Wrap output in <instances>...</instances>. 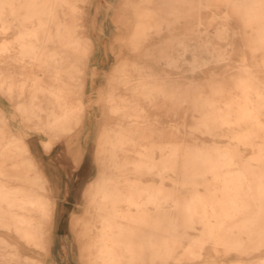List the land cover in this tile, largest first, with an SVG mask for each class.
<instances>
[{
    "label": "bare ground",
    "instance_id": "bare-ground-1",
    "mask_svg": "<svg viewBox=\"0 0 264 264\" xmlns=\"http://www.w3.org/2000/svg\"><path fill=\"white\" fill-rule=\"evenodd\" d=\"M205 1L197 0L198 7L193 8L192 12H199L206 7ZM75 2L76 0H0V21L7 9L15 17L21 11L25 13L19 26L23 29L16 40L19 46L15 56L17 63H25L26 58L30 57L46 66L50 65L55 72L54 77L61 78L64 68L72 65L71 58L77 57L88 46L89 38L81 36L77 26H70L67 22V16L76 12ZM229 2L235 5L237 3V8L234 5V12L242 13L244 10L248 25L250 22L261 23L264 20V0L259 1L260 5L256 8L248 7L246 10L242 6L245 0ZM128 3L132 1L129 0ZM187 5H192V2L187 0ZM132 6L135 14L134 33L129 39L132 55L141 57L148 63L165 66V70L162 73L156 72L151 70L150 64H146L143 68L148 70H141L140 75L153 76L155 80L144 79L131 84V87L134 90L142 88L150 104L160 95L171 99L173 97L177 109H185V103H191L193 112L198 114L194 116L197 118L195 130L211 137L212 141L194 142L195 139L191 136L186 138L183 132L175 131V136H169L166 145L155 146L160 153L158 161L154 149L139 150L141 158L130 160L121 152L134 142L136 131H143L138 118L141 117L143 122L148 121L146 115L133 114L131 117L134 118L129 120L127 127L111 136L110 165H106L108 162L104 164L99 157L105 147L102 137L99 144L101 149L98 147L96 150V161L100 165L99 181L94 180L85 191V195L91 199L90 205L100 226L97 233L92 234L93 228L87 223L84 225L85 232L79 233V239L85 238L87 242H80L83 246L79 258L82 264H147V259L153 264L160 258L156 254L165 253L170 257L179 249L175 242L169 241L173 236H184L189 241L188 261L197 264H238V259L231 251H239L233 252L238 255L252 256L254 252L247 250L257 252L264 247V88H261L264 83L244 63L239 67V73L229 75L232 84L225 75L219 82L208 81L210 90L200 88L196 74L204 73V68L208 65L201 53L210 52L198 38L202 22L189 21L187 34H183L181 38L173 35L149 45L150 41L170 32L177 24L178 17L175 11L171 13V17H164L152 0L147 3L135 2ZM31 19H37L38 22L31 28L25 27V20ZM187 19L192 20L188 13ZM260 29L264 30V25ZM251 36L247 39V45L254 59V45L264 44V38ZM193 40L195 43H192ZM49 43H58L61 49H50L46 54L42 53L43 47ZM6 50V47L1 49ZM190 52L193 54L191 59L187 57ZM185 72L190 74V81L186 84L187 91L176 78L171 81L158 78L160 74L176 76ZM2 83L0 82V92L5 91ZM130 83L124 81V85ZM173 84L174 90L171 93ZM7 89L9 96L13 88L10 86ZM49 92L54 96L55 107L61 112L49 115L45 122L48 130L66 134L71 133L74 127H82L83 119L69 111L68 106L62 103L54 91ZM37 98L34 93L30 107L21 105L18 108L24 119L40 116L36 110L42 106L35 103ZM9 99L12 100V94ZM112 108L113 115L121 106ZM175 114L180 116L178 110ZM181 115L186 118L189 112L185 111ZM106 116L109 114L106 113ZM146 129L147 133L141 132L143 137L148 135L161 138L166 130L158 126ZM221 140H227V143L224 144ZM0 142V156L15 157L16 168L31 171L35 163L24 158L28 153L31 155V150L22 140ZM247 148L251 151L249 157L245 154ZM127 174H135L137 178H126L125 186L122 185L124 181L120 176ZM4 175L5 172L0 170V176ZM28 175L17 176L28 184V188L27 184L10 187L0 182V231L18 236L26 245L37 242L40 249L46 250V245L50 244L53 208H47L49 200L33 191L43 184ZM145 176L158 178V182L144 187L142 178ZM168 181L174 183L173 188L169 189L166 185ZM180 183L182 186H191L187 198L180 197V187L177 186ZM122 220L126 224L121 223ZM197 225L202 226L201 230ZM198 232L200 238H197ZM158 236L163 238L157 240ZM199 242L213 244L215 254L211 251L204 254V247H196ZM0 245V261L47 264L46 261H36L23 255L24 249L13 247L5 240L0 241ZM220 247H224L225 251L220 252ZM145 254L151 256L148 258Z\"/></svg>",
    "mask_w": 264,
    "mask_h": 264
},
{
    "label": "rangeland",
    "instance_id": "rangeland-1",
    "mask_svg": "<svg viewBox=\"0 0 264 264\" xmlns=\"http://www.w3.org/2000/svg\"><path fill=\"white\" fill-rule=\"evenodd\" d=\"M131 1L132 3L129 4V0H76V12L73 15L67 16V22L70 26H77L81 36L89 38L88 46L77 57L71 58L72 65L68 64V68H64L65 72L58 79L56 76L54 77L55 72L53 68L50 65L46 66L41 61H34L30 57L26 58L25 63L24 61L19 63L15 61V56L19 50L16 40L21 29H23L19 28V26L23 21L25 13L21 11L15 17L7 9L2 16L3 19L0 21V82H3L2 86L5 89V91H1L4 96L0 93V106L5 110L7 117L10 119L11 130L26 137L32 155L37 162L29 172L22 167H15V163L17 162L16 159H13L15 157L0 156V170H3L6 174L0 176V182L8 184L10 187H15L19 184V186L25 185L27 183L21 181L17 176L24 177L28 173L30 177L33 176L31 178H36L43 184L41 188H36L35 192L38 191L37 193H41L42 197L49 200L47 208H53V218L50 224V244L46 245V250L40 249L36 244L37 242L26 245L18 236L8 235L4 231H0V241L5 240L12 244L13 247L17 246L24 249L22 251L26 253L22 252L23 255L36 259V261H46L47 264H82L79 256L81 246L83 245L80 242L87 241L85 238L79 239V233L81 231L85 232L84 225L86 223L93 228L92 234H96L100 226L97 215L92 211L90 205L91 199L85 195L86 189L90 186L89 184L94 183V180L99 181L100 165L96 161V150L98 147L101 149L99 144L100 139L103 137L105 147L100 152L99 157L100 159L102 158L104 164L108 162L106 165H110L111 148L109 146L112 143L111 136L127 127L130 123L129 120L134 118L131 115L148 116V118L146 117L148 119L146 122H143L141 117L138 118L139 123H141L139 126L146 133V128L149 126H158L166 130L163 132L164 135L161 138L158 136L150 137L148 135H144L143 137L141 134L142 130L136 131L134 142L121 152L123 155L126 154L130 160L141 158L138 153L139 150L141 152L144 149H154L155 157L158 161L160 153L155 146L166 145L169 136H175V131L183 132L186 138L191 136L195 139L194 142H201L202 140L212 141L211 137H207L195 130L197 118L194 116H198V114L193 112L191 103L186 102L185 109H177L173 97L171 99L160 95L156 101L153 100V104H150L145 98L142 88L134 90L131 87V84H137L144 79L155 80L153 76L142 77L140 75L141 70H148L147 68H143L146 64H150L152 66L151 70L156 72L162 73L165 70V66H157L153 62L148 63L141 57H135L131 53L129 39L134 33L133 25L135 24V14L132 5L135 2L140 3L144 1V3H147L150 0ZM152 1L157 9H159L161 15L171 17V13L175 11L178 20L170 32L165 33L161 38L150 41L149 45H154L158 41H162L173 35L181 38L187 32L189 21L194 23L197 21L202 22V25L199 27L200 34L198 38L200 37L201 43H205L210 52L201 53L208 65L204 68V73L199 72L196 74L197 83L200 88L206 91L210 90L208 81L219 82L218 80L223 79L222 77L225 75L227 81L230 82L229 75L239 73V67L244 63L255 71L264 83V44L256 43L254 45V59H252L251 50L247 45V39L252 37L251 35L259 37L258 39L264 38V30L260 29L261 25H264V20L261 23L250 22L248 25L244 10L242 13H238V11L234 12L233 8L235 4L230 3L229 0H206V7L202 8L199 12H192L193 8L196 9L198 7L197 0H189V2H192V5H187V0ZM259 1L261 0H245L242 6L245 10L248 7L256 8L260 5ZM255 2H258V4L256 5ZM187 13L192 17V20L187 19ZM37 22V19H31V21L25 20V27L31 28ZM192 43H195V41L193 40ZM59 45L58 43H49L45 45L46 47H43L42 53L46 54L50 49L60 50L61 47ZM4 47L7 50L1 51ZM188 54L187 57L191 59L193 54L191 52ZM50 68L52 69L50 70ZM189 75L188 72L184 74L179 73L176 76L160 74L158 78L166 81L176 78L183 86V89L187 91L186 84L190 81ZM46 78L49 82L53 83H51L53 87L46 85L47 81L44 80ZM94 80L96 84L92 100L95 101L96 109H103L102 112L108 113L109 116H98L95 120L94 117H91L93 121H96V128L94 126L89 127V120H87V126L79 139L76 138L77 131H79L78 127L75 130L76 132L59 141L51 153H45L51 151L54 142L49 141L43 151L40 143L46 138L33 129H29L26 124L35 126L37 129L42 125L44 126L48 117L43 116V114L47 113V110L38 108L36 111L40 113L39 117L32 119L26 117L24 119L23 116L16 115L13 104L15 102H22L32 92L38 96L35 102L43 107L48 104V97H54L46 88H54L55 84H62L64 90L61 92L53 90L54 93L59 96L62 95L65 100H69L71 103L73 99L79 98V106L73 112L82 118L86 109L83 100L87 81L92 84ZM124 81H130L131 83L124 85ZM263 85H261V88H264ZM10 86L13 88L11 102L6 98L11 95L8 96L9 91L7 89ZM21 88L25 89L21 90ZM173 90L174 84L170 92L172 93ZM91 94L92 92L88 90L87 99ZM116 105L121 106V109L112 115V107ZM177 110L180 112V116L175 114ZM185 111L189 112V116L186 118L181 115ZM100 120L103 121L101 124ZM184 123L185 126H183ZM7 125L8 120H5L0 110V141H7L11 136ZM45 130L47 131V129L40 131ZM221 141L224 144L227 143V140ZM79 153H82L83 156L81 162L78 164L76 157ZM29 154H26L24 158L30 157ZM245 154L247 157L251 156L250 149H245ZM128 177L136 179L137 175L127 174L120 176V179L124 181L122 185L126 186L125 179ZM172 177L175 179L173 175ZM142 181L144 182V187H147L149 183H157L158 178L145 176L142 178ZM173 184L171 181L166 183L169 189L174 187ZM26 186L28 187V184ZM177 186L180 187V197L187 198L191 186H182L181 183ZM200 189L203 188L200 187ZM122 207L126 208L125 205ZM122 222L126 224L125 221L122 220ZM197 228L201 230L202 226L197 225ZM199 234L200 232H198L197 236L199 237L197 238H200ZM161 238L158 236L157 240ZM169 241L175 242L179 246V249L170 257L165 253L156 254L160 258L156 262H153V264H197L196 262L187 260V245L189 242L187 238L184 236H173ZM12 246H9V248L13 249ZM196 247H204V251L202 250L203 253L205 252L204 254L208 251L215 254L213 244L199 242ZM223 248L220 247V252L225 251V248ZM247 251L254 253L253 255L251 254L252 256H246L233 253L239 251L233 250L231 252L238 259V264H260L264 262V247L257 252L252 250ZM46 255L49 258H45L44 256ZM145 256L149 258L151 255L145 254ZM146 263L151 264L149 259H147ZM0 264L32 263L0 261Z\"/></svg>",
    "mask_w": 264,
    "mask_h": 264
},
{
    "label": "crops",
    "instance_id": "crops-1",
    "mask_svg": "<svg viewBox=\"0 0 264 264\" xmlns=\"http://www.w3.org/2000/svg\"><path fill=\"white\" fill-rule=\"evenodd\" d=\"M167 33V32H166ZM31 80H33V79H31ZM44 80H46L47 82H46V85H50L51 86V83L52 82H49L48 81V79L46 78V79H44ZM93 83L92 84H90L89 83V81H87V86H86V92L84 93V95H85V97H84V103H85V105H86V109H85V112H84V114L82 115V119H83V121H84V125L82 126V127H74L73 128V131L71 132V133H66V134H63V133H58V132H49V130H48V128H47V126H46V123H44V126L42 125V126H40V130H43V129H47V131L45 130V131H40V130H38L37 129V127H35V126H30V125H27L26 124V126L29 128V129H33L34 131H36L37 133H39V134H41V135H43L46 139H43L42 141H41V143H40V145H41V147H42V149H43V151H44V149H45V146H46V144L47 143H49V141L50 142H54L53 143V146L51 147V151L50 152H45V153H51L52 152V150L54 149V146L59 142V141H61L62 139H64V138H66V137H68L69 135H71V134H73L74 132H76L75 130L78 128L79 129V131H77V135H76V138L77 139H79L80 138V136H81V133L85 130V128H86V126H87V123H86V121L87 120H89V127L91 126V127H95L96 128V121H93L92 119H91V117H94V120L95 119H97L98 118V116L99 117H105L106 116V112H102L103 111V109H96V107H95V101L94 100H92V96L95 94L94 92V89H95V84H96V81L94 80V81H92ZM66 83V82H65ZM53 84V83H52ZM63 85L62 84H55V86H54V88H51V87H53V86H51V87H48V88H46L47 89V91H56V92H61L62 90H64L63 89V87H62ZM31 90V89H30ZM88 90H90V92H92V94H91V96L90 97H88V99H87V93H88ZM1 93V92H0ZM3 96H4V94L3 93H1ZM57 96H59L58 94H56ZM33 96V93L31 92V93H29V96H27V97H25V99L22 101V102H15L14 104H13V106H14V109H15V111H16V115H19V116H21V113L19 112V110H18V108L21 106V105H24V106H26V107H30V104L32 103V100H31V97ZM48 97V96H47ZM60 98H61V101H62V103H65L67 106H68V110L69 111H71L72 113H74L73 111H74V109L75 108H77L78 106H79V104H78V100H79V98H76V99H73V101H72V103L69 101V100H65L63 97H62V95H60L59 96ZM9 101H10V99H9V97H6ZM89 100V102H87V100ZM48 101L50 102H48V104L47 105H45V106H43L42 107V109L43 110H47V113H45V114H43V116H45V117H49V115H51L53 112H57V113H59V112H61V110L60 109H58V108H56L55 107V104H54V99L53 98H49L48 97ZM11 102V101H10ZM52 102V103H51ZM36 103V102H35ZM37 105H38V103H36ZM0 108H1V110H2V115L5 117V119L6 120H8V125H7V128L9 129L8 130V132L11 134V136H10V138H8L7 140H13V139H20V140H22L27 146H28V148L31 150V148H30V146H29V144L27 143V141H26V137L24 136V135H21V134H19V133H14L12 130H11V127H10V119L7 117V115H6V112H5V110L0 106ZM97 110H98V112H97ZM100 112H102V113H100ZM99 114V115H98ZM42 115V114H41ZM74 115H75V113H74ZM77 115V114H76ZM90 117V118H89ZM96 117V118H95ZM45 122H47V120L45 121ZM103 121H101L100 120V124L102 123ZM12 138V139H11ZM82 153H79L78 154V156L76 157V161L78 162V164L81 162V160H82ZM28 160H30V161H32V162H34V163H36L37 164V162H36V160H35V158L33 157V155H32V152H31V155H30V157H26ZM31 177H33V176H31ZM20 185V184H19ZM15 186V187H21V186H24V185H21V186ZM26 188H28L27 186H26ZM33 191H34V193H37V192H35L36 191V188H34L33 189ZM39 196H41L42 197V194L41 193H37ZM52 200V199H51ZM52 203H53V201H52Z\"/></svg>",
    "mask_w": 264,
    "mask_h": 264
}]
</instances>
